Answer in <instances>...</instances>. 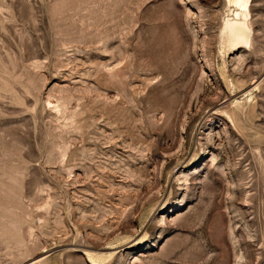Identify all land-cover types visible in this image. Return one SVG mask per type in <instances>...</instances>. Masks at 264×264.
<instances>
[{"label": "rangeland", "instance_id": "374dc122", "mask_svg": "<svg viewBox=\"0 0 264 264\" xmlns=\"http://www.w3.org/2000/svg\"><path fill=\"white\" fill-rule=\"evenodd\" d=\"M0 264H264V0H0Z\"/></svg>", "mask_w": 264, "mask_h": 264}]
</instances>
